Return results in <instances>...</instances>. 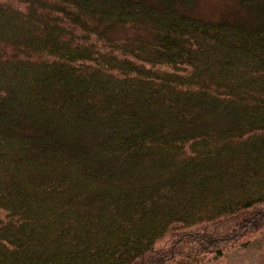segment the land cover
<instances>
[{"label":"trees","instance_id":"obj_1","mask_svg":"<svg viewBox=\"0 0 264 264\" xmlns=\"http://www.w3.org/2000/svg\"><path fill=\"white\" fill-rule=\"evenodd\" d=\"M241 2L0 0V248L30 247L10 264L264 252V0Z\"/></svg>","mask_w":264,"mask_h":264},{"label":"rangeland","instance_id":"obj_2","mask_svg":"<svg viewBox=\"0 0 264 264\" xmlns=\"http://www.w3.org/2000/svg\"><path fill=\"white\" fill-rule=\"evenodd\" d=\"M197 10H198L197 11L198 14H200L204 17H209V18H219V17H221V15L224 12H226L224 15L225 18H232L236 14L242 15V14H244L243 12H245V10L242 6L241 0H197ZM15 26L18 27V24H15ZM132 33L125 30L124 32L121 33V36L128 37ZM25 212L27 214L29 213L32 216L33 215L36 217L41 216V211L38 208H35L34 205H33L32 209L27 208L25 210ZM23 213H24V210H23ZM26 220L27 219H24L23 221H26ZM27 221L30 222L29 224H32V227L26 228V226H24L22 231H24V233L26 235H28V233L31 234L32 236L34 234H38V233L34 232L38 226V223H39L37 221V219L31 218ZM41 223H42V221H40L39 224H41ZM13 234H16V233H9L8 237L10 238ZM45 236H46V234L44 232H42V233H40V235L38 236L37 239L34 237L33 240L34 241L37 240L36 243H38ZM106 238H108V235L105 236V240L103 242V245L106 244ZM2 243L4 245H6L4 243V241H2ZM29 245L31 246L33 244L29 242L26 246H29ZM9 246H10L9 244L6 245L7 248ZM27 248H28L27 252L25 250V251H21L19 254L18 252L9 251V249L7 251V249L2 247V249L0 248V260L10 264V262L16 261L15 259H17V257L24 255V253L27 254V256H29L28 254H29V248L30 247H27ZM7 255H9V256L7 257ZM65 259L66 258H62V259L53 258V261H55L57 264H62L65 261ZM77 259H79V257H77ZM261 261H264V252L263 253H259V252L246 253L244 251L235 250L230 255H228V257H226L221 262V264H258ZM70 262L71 261L69 259L66 261V264H69ZM56 263H53V264H56ZM73 263H75V262H73ZM86 263L90 264L89 260L85 261L83 264H86ZM50 264H52V263H50ZM96 264H103V263H96Z\"/></svg>","mask_w":264,"mask_h":264}]
</instances>
